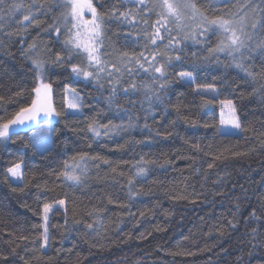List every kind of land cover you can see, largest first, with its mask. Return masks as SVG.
<instances>
[{
	"label": "trees",
	"instance_id": "1",
	"mask_svg": "<svg viewBox=\"0 0 264 264\" xmlns=\"http://www.w3.org/2000/svg\"><path fill=\"white\" fill-rule=\"evenodd\" d=\"M13 2L27 5L31 0H8ZM196 2L203 6L207 0ZM249 2L229 0L217 7L240 14L251 9L245 7ZM253 2L260 5L262 0ZM103 3L105 8L134 7L121 0ZM93 4L104 10L97 0ZM0 14V120H7L34 98L32 59L50 61L63 53L64 29L61 25L59 38L44 31L53 16L60 15L59 9L40 15V27L26 31L18 23L22 12L9 17L0 8ZM132 31L131 26L113 23L110 43L120 51H144L143 38L139 43L135 37L125 39ZM33 42L36 48L29 50ZM158 44L163 51L162 42ZM215 44L214 36L211 45L188 41L182 46V61H173L168 69L164 102L153 99L150 104L138 93L131 104L121 96L125 111L107 106V85L98 89L94 82L74 76L67 65L51 67L52 102L61 115L49 147L33 146V133L41 123L12 135L13 143L0 142V252L8 256L0 264H24L21 256L28 264H264V80H252L232 64L231 56H210L207 47ZM253 57L245 63L264 73V57ZM180 72H192L193 82L179 80ZM135 79L149 76L140 72ZM197 85H211L215 97L204 95L215 103L205 104ZM65 89L83 98L79 114H68L70 91ZM220 101L235 105L245 129L240 135L222 134ZM92 120L119 127L107 135L102 128L97 137L88 130ZM82 154L96 159L81 162L76 172L82 183L77 184L62 173L66 164L80 162ZM16 163L24 174L18 183L7 173ZM141 167L147 169L144 174H138ZM59 200L65 201L63 208H57ZM45 204L54 209L48 215L49 244L41 250ZM252 210L259 220L249 219ZM253 227L258 230L254 240ZM22 236L28 239H19Z\"/></svg>",
	"mask_w": 264,
	"mask_h": 264
},
{
	"label": "snow or ice",
	"instance_id": "2",
	"mask_svg": "<svg viewBox=\"0 0 264 264\" xmlns=\"http://www.w3.org/2000/svg\"><path fill=\"white\" fill-rule=\"evenodd\" d=\"M97 3L100 4L101 9H104L103 11L98 10L92 0H31V3L27 5L23 2L9 4L8 0H0V8L4 9L9 17L17 12H22V19L18 23L25 31L32 26L39 28L41 25L39 16L52 13L54 9H59L60 15L53 16V23L48 25L44 31L55 32L59 38L61 25L64 27L63 53L54 54L50 61L32 59L35 85L31 91L34 98L28 106L20 107L11 118L0 120V142H14L12 140V135L15 134L14 126L18 128L26 123H36L39 126L41 116L51 118L61 115L56 111L52 102L53 84L48 77L51 67L67 65L74 76L94 82L98 89H104L107 85L108 95L104 97L107 106L110 109L125 111L126 109H123L119 102L121 96L129 98L128 102L131 104H135V101L130 98L138 93L142 94L150 104L153 99L163 103V94L170 83L168 69L173 66V61H182V46L186 47L188 41H191L193 45H211V38L214 36L216 37L215 46L207 47L210 56L226 53L232 57V64L245 72L252 80H256L257 76L264 80V73L250 70L245 63V61L249 63L253 61L254 53H259L260 57H264V15L249 24L246 22L247 13L241 16L239 13L218 9V4L222 3L226 6L229 0H207L203 6L199 5L196 0H121V3L125 5L134 6L124 7L123 10L115 4L110 8H105L103 0H97ZM245 7H250L254 12L264 13V0L260 5L250 0L245 4ZM204 8H207L212 14H209V11H205ZM85 10L91 14V18L87 21L84 20ZM2 19L3 15L0 14V20ZM113 23L131 26L133 31L126 33L125 39L135 37L134 43H139V39L143 38L145 41L144 51L137 53L116 49L110 43L108 36ZM137 26H139L138 31L136 30ZM13 34L8 33L9 36ZM256 36H259L260 39L256 40ZM158 41L162 42L163 51H161ZM35 48V42L28 45L29 50ZM192 55L195 57L196 53L193 52ZM74 58L76 59L74 60ZM193 63L195 64V61ZM46 65L50 67L46 69ZM140 72L149 76V79L137 82L135 75H139ZM126 76L127 79H125ZM178 78L189 83L194 80L192 72H180ZM261 88H264V85H261ZM65 90L70 91L73 96V101L69 103L68 107L75 112H80L83 98L74 90ZM196 90L201 93L205 104L215 103V100L207 99L204 95L205 93L215 94V89L211 85L203 88L197 85ZM0 100H3V97H0ZM220 104L222 105L220 124L244 131L235 105L231 101H220ZM225 107L228 109L226 118H224L225 113L223 112ZM191 124L195 127L196 121H191ZM204 126L208 127L209 125ZM118 127V125H100L96 120H92L88 124V130L97 137L101 135L102 128L105 130L104 134L107 135L109 131H114ZM52 131L50 122L41 128V132L45 134ZM46 140V135L33 133V146L39 148ZM194 147L198 148L199 146L194 145ZM87 159H96V157L82 154L79 157L80 162L65 165L66 170L62 175L74 183H82V177L77 174L76 170L81 168V162ZM146 171L147 169L141 167L138 169V174H144ZM7 173L18 181L23 180L24 174L19 163L9 167ZM129 184H132L131 180H129ZM19 190L23 191V188ZM57 203L63 206L65 201L59 200ZM52 207L49 204L44 205L41 250L47 248L49 244L47 222L48 213ZM238 211L239 206L237 205ZM249 219L259 220L260 217L257 216L255 210H252ZM229 226L235 227L236 225L229 221ZM86 227L91 229L93 225L87 224ZM257 232V228H251L250 235L253 240L256 239ZM19 239L27 240L28 237L22 236ZM11 254L16 256L15 248L12 249ZM179 254L182 253H177V255ZM183 254L194 255V253ZM19 259L24 261V264H28L24 257L21 256ZM239 259H243V257ZM7 260L8 256L0 252V261Z\"/></svg>",
	"mask_w": 264,
	"mask_h": 264
},
{
	"label": "rangeland",
	"instance_id": "3",
	"mask_svg": "<svg viewBox=\"0 0 264 264\" xmlns=\"http://www.w3.org/2000/svg\"><path fill=\"white\" fill-rule=\"evenodd\" d=\"M92 2H93V0H92ZM245 13H247L246 22L249 23V24L254 19L260 18L259 15L256 12L252 11V9H248L247 11H243L239 15L243 16V15H245ZM90 18H91V14L85 10V12H84V20L87 21ZM62 29H64L63 26H62ZM222 54L227 55L226 53H222ZM205 94L209 95L212 98L215 97V94L213 95L212 93H205ZM67 95H68V98H67V112H68V114H72V115L79 114L80 112H75L73 109L68 107L69 103L73 101V96H72L71 92H68ZM219 106H220V114H221V119H222V105L219 104ZM227 111H228V109L226 107L223 108V112L225 113L224 118H226ZM57 120H58L57 116H53L51 118H44L43 116H41V119H40V122H39V124L41 123V125L38 127V129L34 133H37L38 135H46L47 136V140L41 147H39V149L44 150V149H47L49 147V145L51 144V134H52V132L46 133V134L42 133L41 132V128L43 126L47 125L49 122L51 123V127L53 128V125H54V123L57 122ZM35 126H36V123H26L24 125H20L18 128L14 126V132L18 133V132L23 131V130L31 129V128L35 127ZM221 132L224 135H240V133H241L240 130L233 129L231 126H228V125H221ZM21 170L23 172L22 167H21ZM12 180L14 182H16V183L22 182V181L16 180L15 178H12ZM57 208H63V206L59 205V206H57ZM53 209L54 208H52V210L48 213V215L53 211ZM48 219H49V216H48Z\"/></svg>",
	"mask_w": 264,
	"mask_h": 264
}]
</instances>
